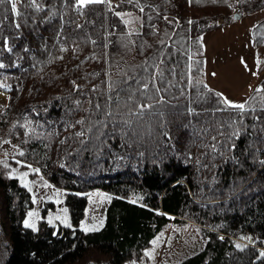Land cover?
I'll use <instances>...</instances> for the list:
<instances>
[{"label":"trees","instance_id":"16d2710c","mask_svg":"<svg viewBox=\"0 0 264 264\" xmlns=\"http://www.w3.org/2000/svg\"><path fill=\"white\" fill-rule=\"evenodd\" d=\"M262 6L4 0L0 142L14 136L9 161L63 190L69 222L27 227L30 192L0 162V264H122L187 221L204 245L171 264H264V75L243 110L222 103L201 79L200 41ZM251 34L264 49V20ZM95 188L111 197L101 227L84 230Z\"/></svg>","mask_w":264,"mask_h":264},{"label":"rangeland","instance_id":"374dc122","mask_svg":"<svg viewBox=\"0 0 264 264\" xmlns=\"http://www.w3.org/2000/svg\"><path fill=\"white\" fill-rule=\"evenodd\" d=\"M261 17H264V6L235 12L233 18L219 22L200 36L203 58L201 79L233 103H244L264 75V68L257 67L250 32ZM6 99V92L0 90V111L6 104ZM20 151L16 138L12 135L0 142V162L7 165L10 175L18 178L30 192L31 207L24 217V224L27 221L35 228L41 218L50 223H68L69 213L63 190L55 187L35 165L21 168L20 161L17 164L9 161ZM86 194L87 202L79 226L84 230L97 229L103 224L105 207L111 193L95 188ZM204 242L205 238L194 222H173L152 239L142 256L129 258L122 264H171L198 251Z\"/></svg>","mask_w":264,"mask_h":264},{"label":"snow or ice","instance_id":"6c2138e0","mask_svg":"<svg viewBox=\"0 0 264 264\" xmlns=\"http://www.w3.org/2000/svg\"><path fill=\"white\" fill-rule=\"evenodd\" d=\"M100 2H102V0H78V3L80 5H84V4H87V3H100ZM2 3H4V0H0V4H2ZM11 7H12V11L15 12L16 11V4L12 3ZM117 15H119V14H117ZM73 84H75V82H73ZM144 87L147 88V84H145ZM217 95L221 96L222 94L218 93ZM222 103H224V104H226V105H228L230 107L241 109V110H243L245 108V104L244 103H233L232 101L228 100L226 97L222 100ZM29 215H32V213H29ZM25 224H26L27 227H34V225L29 224L27 221H25ZM261 255H264V253H261Z\"/></svg>","mask_w":264,"mask_h":264},{"label":"crops","instance_id":"0c3cea01","mask_svg":"<svg viewBox=\"0 0 264 264\" xmlns=\"http://www.w3.org/2000/svg\"><path fill=\"white\" fill-rule=\"evenodd\" d=\"M263 19H264V17H261L258 21H261ZM240 44L242 45V42H240ZM253 46L255 48V53H256V63H257L258 68L260 69L261 65H264V52H262L263 44L262 45H257L253 41ZM246 47H247V45H245V48Z\"/></svg>","mask_w":264,"mask_h":264},{"label":"built area","instance_id":"2783aa9c","mask_svg":"<svg viewBox=\"0 0 264 264\" xmlns=\"http://www.w3.org/2000/svg\"><path fill=\"white\" fill-rule=\"evenodd\" d=\"M112 1H114V0H112Z\"/></svg>","mask_w":264,"mask_h":264}]
</instances>
